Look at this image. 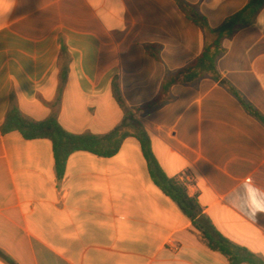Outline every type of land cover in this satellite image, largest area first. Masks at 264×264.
I'll list each match as a JSON object with an SVG mask.
<instances>
[{
    "label": "crops",
    "instance_id": "0c3cea01",
    "mask_svg": "<svg viewBox=\"0 0 264 264\" xmlns=\"http://www.w3.org/2000/svg\"><path fill=\"white\" fill-rule=\"evenodd\" d=\"M248 3L0 0V129L17 108L107 135L125 115L115 80L129 109L152 101ZM224 48L219 78L173 86L140 118L162 169L197 199L198 227L155 185L134 137L110 158L74 153L58 179L51 141L12 132L0 135V264H229L204 233L264 263V214L247 210L264 202V122L247 109L264 117V9Z\"/></svg>",
    "mask_w": 264,
    "mask_h": 264
},
{
    "label": "trees",
    "instance_id": "16d2710c",
    "mask_svg": "<svg viewBox=\"0 0 264 264\" xmlns=\"http://www.w3.org/2000/svg\"><path fill=\"white\" fill-rule=\"evenodd\" d=\"M264 9V0H249L248 5L239 13L228 18L213 32L216 39L207 43L202 53L189 65L175 74L170 75L162 84L159 95L144 105L129 109L121 95L119 82L113 83L114 97L124 111L123 121L110 133L102 137L88 135H75L67 132L59 123L56 116L42 121L33 120L23 115L17 108H11L6 121L0 129V135L19 132L25 140L47 139L53 145L55 157V170L58 179L65 176L69 157L76 152H87L93 155L110 158L121 149L124 141L134 137L141 145L143 155L147 161L149 172L156 186L169 196L181 211L198 227V220L202 217V209L196 198L188 194L185 183L180 178L169 177L158 163L152 149V140L140 118L151 111L157 110L171 99L172 88L177 84L196 86L205 76L220 77L217 68L218 60L225 53L224 41L231 38L239 28L252 24L258 14ZM203 29L208 25L205 19L196 21ZM63 58L68 59V51L63 45ZM155 59H159L154 55ZM230 91L236 94L235 90ZM249 113L264 122V117L251 106H247ZM210 249L225 256L229 264H264L255 259L244 258L239 251L224 238L219 241L212 240L204 233Z\"/></svg>",
    "mask_w": 264,
    "mask_h": 264
},
{
    "label": "clouds",
    "instance_id": "9594fccd",
    "mask_svg": "<svg viewBox=\"0 0 264 264\" xmlns=\"http://www.w3.org/2000/svg\"><path fill=\"white\" fill-rule=\"evenodd\" d=\"M246 188L247 190H254L257 192L261 191L259 188H256L254 185L247 184V182H246ZM247 210L251 212L253 219H255L259 215L264 214V202L259 200H252Z\"/></svg>",
    "mask_w": 264,
    "mask_h": 264
}]
</instances>
